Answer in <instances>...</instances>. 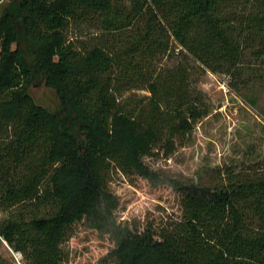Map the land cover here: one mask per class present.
I'll return each instance as SVG.
<instances>
[{
  "label": "trees",
  "instance_id": "1",
  "mask_svg": "<svg viewBox=\"0 0 264 264\" xmlns=\"http://www.w3.org/2000/svg\"><path fill=\"white\" fill-rule=\"evenodd\" d=\"M77 23L100 34L71 39ZM176 49L185 60L164 64ZM192 59L202 73L229 75L238 92L263 82L264 0H9L0 16V247L25 264H65L74 224L113 221V169L156 181L145 157L187 145L211 113L191 89ZM35 79L54 90L56 110L33 97ZM174 188L179 216L120 227L109 264H264V159Z\"/></svg>",
  "mask_w": 264,
  "mask_h": 264
},
{
  "label": "rangeland",
  "instance_id": "2",
  "mask_svg": "<svg viewBox=\"0 0 264 264\" xmlns=\"http://www.w3.org/2000/svg\"><path fill=\"white\" fill-rule=\"evenodd\" d=\"M8 3L9 0H0V16ZM99 34L89 23H77L68 29L71 39L88 42ZM184 55L176 49L163 63L172 66L184 61ZM188 62L193 66L191 89L206 94L211 113L197 124L187 145L178 146L169 154L164 148H158L145 157L146 163L158 174L156 181L113 169L110 187L119 201L113 221L104 230L84 222L74 224L71 237L63 244L68 255L65 264H109V253L116 246L115 235L120 227L142 226L168 215L179 216L180 197L174 188L175 182L209 183L220 167L233 164L239 167L264 159V81L250 82L239 93L230 87L229 75L202 73L197 62L193 59ZM30 91L38 103L56 110V94L43 79H35ZM137 92L147 94L144 90ZM3 215L0 211V218ZM0 254L7 264H25L23 255L4 240Z\"/></svg>",
  "mask_w": 264,
  "mask_h": 264
}]
</instances>
